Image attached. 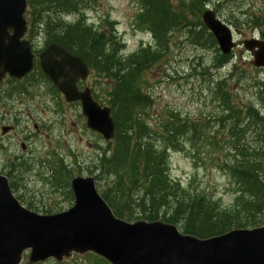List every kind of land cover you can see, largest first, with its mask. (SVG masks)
<instances>
[{"label":"rangeland","instance_id":"obj_1","mask_svg":"<svg viewBox=\"0 0 264 264\" xmlns=\"http://www.w3.org/2000/svg\"><path fill=\"white\" fill-rule=\"evenodd\" d=\"M178 1L172 0V3L175 5ZM208 7L233 29L239 44L226 67L216 64L220 53L217 45H211L207 37L197 44L188 31H172L168 50L164 45L157 47L153 34L136 25L140 10L136 0H98L92 8L83 11L87 24L96 29L106 25L109 30L114 28L124 58L149 46L157 48L156 52L162 55L146 73L147 91L154 99L149 113L152 124L167 121L172 111L195 121L218 113L220 104L213 100L214 83L227 77L234 65L238 70L228 85L235 103L240 107L251 103L264 116V98L258 85L264 81V69L253 65L251 54L243 46L253 38L264 41V25L255 23L264 22V0H211ZM81 16L69 14L65 18L75 22ZM37 40L34 46L40 49L43 36ZM31 77L24 83L11 81L3 86L5 92H16L18 112H13V118L15 113L22 117L16 135L0 134V175L9 179L15 196L30 210L43 215L64 212L73 206L72 190L64 186L63 180L62 184L55 181L53 170L67 167L69 181L76 176L93 177L101 191L108 180L105 177L98 180V156L108 143L86 127L79 104L66 103L39 73ZM86 87L96 91L104 104L109 87L101 76L92 74ZM27 107L32 114L28 118L23 113ZM3 115L0 108V124L4 122ZM34 122L44 125L42 133L34 129ZM224 133L214 121L202 133H187L177 149L168 151V175L190 192L203 193L215 199L220 207L233 208L235 185L224 163L233 160L230 149H234V143L221 142L217 146L209 139ZM22 142L28 150L23 151ZM241 145L264 158V129L247 128ZM25 154L29 157L26 163L16 160L15 155L24 157ZM76 259L73 254L60 263L80 264L81 260ZM21 264H30V253H26Z\"/></svg>","mask_w":264,"mask_h":264},{"label":"trees","instance_id":"obj_2","mask_svg":"<svg viewBox=\"0 0 264 264\" xmlns=\"http://www.w3.org/2000/svg\"><path fill=\"white\" fill-rule=\"evenodd\" d=\"M97 1L29 0L28 16L32 38L40 34L47 45L58 44L83 58L92 73L107 82L109 91L104 105L111 109L116 131L113 141L98 156V180H108L99 192L115 216L127 222L163 221L200 239L264 225V158L241 145L247 128L264 129V116L251 103L241 107L235 103L228 83L235 76L236 65L227 77L214 83L213 100L220 104L218 113L195 121L172 111L167 121L152 124L149 113L154 99L147 91L146 73L162 55L149 46L124 58L113 27L96 29L84 19L83 11ZM136 1L140 8L136 25L153 34L157 47L164 45L168 50L172 31H188L197 44L207 37L216 47L215 38L201 20L211 0H179L175 5L172 0ZM69 14L82 16L72 22L65 18ZM255 23L264 25L263 21ZM218 55L219 67H226L233 58ZM258 85L264 98V81ZM94 98L103 104L96 94ZM213 121L225 133L210 137L212 144L234 143V149H230L233 160L224 163L235 185L233 208L220 207L215 199L190 192L168 175V151L177 149L187 133H202ZM53 171L55 181L62 184L63 180L69 189V169L56 167ZM75 256L80 264H110L94 253ZM51 262L35 264H61Z\"/></svg>","mask_w":264,"mask_h":264},{"label":"water","instance_id":"obj_3","mask_svg":"<svg viewBox=\"0 0 264 264\" xmlns=\"http://www.w3.org/2000/svg\"><path fill=\"white\" fill-rule=\"evenodd\" d=\"M26 11L27 0H0V82L7 74L23 80L33 69L31 44L24 39ZM202 20L222 53L231 54L236 47L232 29L211 10L203 13ZM245 47L253 52L254 65L264 67V41L253 39ZM40 60L42 70L66 101L82 103L88 128L112 141L115 122L110 108L96 102L90 89L79 91L77 87L89 77L87 63L56 44ZM71 187L72 208L41 215L25 208L8 179L0 176V264H20L29 251L33 263L93 252L111 264H264V226L199 239L161 221L129 223L117 218L91 177H76Z\"/></svg>","mask_w":264,"mask_h":264},{"label":"flooded vegetation","instance_id":"obj_4","mask_svg":"<svg viewBox=\"0 0 264 264\" xmlns=\"http://www.w3.org/2000/svg\"><path fill=\"white\" fill-rule=\"evenodd\" d=\"M11 33H12V30L10 31V34ZM37 60H36V63H37ZM14 80L15 79L10 78L9 76H6L5 79L0 83V108L4 112V115L2 116L4 122L0 124V134L3 137H7L10 135H14V134L16 135V131L19 128L18 121L22 117V116L19 117V113L18 114L15 113L14 118H13V112L14 111L18 112V105H17L18 99L16 96V92H11V91L5 92V91H3V86H5L6 84H8L9 82L14 81ZM45 81L47 82V85L49 87H51L53 90H55L49 81H47V80H45ZM86 84H87V82H79V87L80 86L81 87L86 86ZM30 111H31V109L27 107L23 112V113H26L27 118L32 115ZM5 121H7V122H5ZM33 126H34V129L38 133H42V131L44 130L43 124L40 125V124L34 122ZM26 127H27V125H26ZM28 128H29V126H28ZM20 144H21V148L23 149V151L28 150V148L24 142H22ZM15 158H17L16 160H19V161H21V160L25 161V160L29 159L28 154H25L24 157H20V156L15 155ZM25 163H26V161H25Z\"/></svg>","mask_w":264,"mask_h":264}]
</instances>
